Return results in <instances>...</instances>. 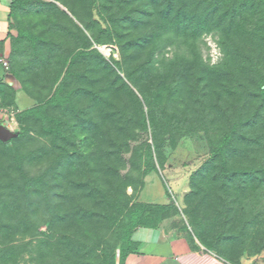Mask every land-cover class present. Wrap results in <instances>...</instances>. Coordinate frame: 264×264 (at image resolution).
Segmentation results:
<instances>
[{"label":"rangeland","instance_id":"1","mask_svg":"<svg viewBox=\"0 0 264 264\" xmlns=\"http://www.w3.org/2000/svg\"><path fill=\"white\" fill-rule=\"evenodd\" d=\"M41 1L14 13L41 41H22L11 64L32 106L59 83L71 100L45 110L58 135L4 105L18 136L0 142V264H118L127 214L153 202L196 249L264 264V45L233 31L230 62L216 31L191 48L158 42L169 24L202 19L205 0Z\"/></svg>","mask_w":264,"mask_h":264},{"label":"trees","instance_id":"2","mask_svg":"<svg viewBox=\"0 0 264 264\" xmlns=\"http://www.w3.org/2000/svg\"><path fill=\"white\" fill-rule=\"evenodd\" d=\"M93 1L97 2V0ZM39 3L41 4L42 1L11 0L10 14L14 19V13L17 10H25ZM204 3L207 6V9L204 10V16L202 19L198 21L191 19L184 23L169 24L164 30H162V32H159L157 35L159 40L158 42H161L162 40V42L165 43L164 45L168 47L181 41L184 45L191 48L195 44V41H197L202 35L216 31L220 34V45L222 46L225 56L230 62H233L234 59H237L240 56L238 47L233 46L230 41L233 31L238 30V32L241 33H248L258 42L264 45V0H205ZM249 24L251 26L250 29ZM16 30L18 32L17 36L12 37L13 48L11 61L14 59L17 46L22 41H27L34 47H37L41 41L39 36L35 35L26 28L18 27ZM96 42L98 43V46L103 45L100 40H96ZM155 51L156 50L153 49V51L149 53L148 58L142 67L145 72H153L156 69L157 60L155 59ZM11 75L13 76L14 81L19 84L18 89L25 90L29 94L19 70L16 69L13 64H11ZM10 86L16 92L17 87H15L13 84H10ZM63 91V84H57L53 94L49 98L39 102V104L35 106L22 110L20 113L26 117L35 116L39 118L42 120L45 127L49 128L50 132L58 135L61 130V120L48 116L45 113V110L49 106H65L70 102L71 96L64 95ZM2 95L3 92L0 87V97L2 98L3 105H6V102L8 104L10 103L14 105L12 94L8 95V97H3ZM142 117L144 130L146 133L147 117L145 113H143ZM49 124H52V126L50 127ZM179 124L180 126L184 125L187 128L189 127V121L187 119H179ZM15 138L11 139V141H13ZM231 139L232 135L229 133L226 134L223 139V144H228ZM0 142L3 144L10 143H4L2 140H0ZM145 142L146 148L144 152V164L146 165L148 172H152L155 169V150L154 146L148 142V138ZM161 147V144H155V148L158 150H160ZM230 175L232 177L235 175V173ZM37 185L38 182L35 180L30 179L27 181L28 189H33ZM170 210L171 206L169 204L153 202L138 205L134 210L127 214L128 221L123 227L118 264H128L127 259L129 255L140 252L141 243L132 239L134 231L139 227L158 228L159 224L165 218L170 217ZM202 241H205L203 237ZM191 243L196 247L193 241H191ZM225 261L228 264H236L230 259H225ZM114 264H116V261Z\"/></svg>","mask_w":264,"mask_h":264},{"label":"crops","instance_id":"3","mask_svg":"<svg viewBox=\"0 0 264 264\" xmlns=\"http://www.w3.org/2000/svg\"><path fill=\"white\" fill-rule=\"evenodd\" d=\"M11 0H0V87L3 97L12 94L18 111L32 107L29 94L18 89L19 84L11 75L12 37L18 32L13 26ZM8 61L9 67L3 62ZM17 87L16 92L10 86ZM132 239L141 243L139 253L129 255L128 264H227L216 256L196 249L188 233L176 225L173 217L165 218L158 228H137Z\"/></svg>","mask_w":264,"mask_h":264},{"label":"built area","instance_id":"4","mask_svg":"<svg viewBox=\"0 0 264 264\" xmlns=\"http://www.w3.org/2000/svg\"><path fill=\"white\" fill-rule=\"evenodd\" d=\"M5 67H9V62H3ZM16 113L14 111L9 110L6 106L3 105L2 98L0 97V125H6L10 129H12V122L14 121ZM14 130V129H12Z\"/></svg>","mask_w":264,"mask_h":264},{"label":"water","instance_id":"5","mask_svg":"<svg viewBox=\"0 0 264 264\" xmlns=\"http://www.w3.org/2000/svg\"><path fill=\"white\" fill-rule=\"evenodd\" d=\"M18 136V133L6 125H0V140L7 142Z\"/></svg>","mask_w":264,"mask_h":264}]
</instances>
